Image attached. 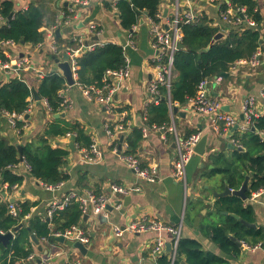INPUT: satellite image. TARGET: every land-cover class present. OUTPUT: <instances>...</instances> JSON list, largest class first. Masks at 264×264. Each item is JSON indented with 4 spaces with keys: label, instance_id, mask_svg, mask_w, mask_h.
<instances>
[{
    "label": "crops",
    "instance_id": "1",
    "mask_svg": "<svg viewBox=\"0 0 264 264\" xmlns=\"http://www.w3.org/2000/svg\"><path fill=\"white\" fill-rule=\"evenodd\" d=\"M16 11L28 9L31 4L41 7L45 13V32L43 45L33 47L30 44L7 45L2 47L6 57L13 63L22 58L28 60L29 65L22 71L23 77L30 85H36V75L40 70L44 73L62 72L56 62L47 61L50 53H57L60 61L69 55L68 43H73L72 48L80 46V42L88 45L117 44L121 46V38L127 40L125 56L130 61L131 78L128 81L115 83L116 92L114 103L106 105L88 99L81 88L69 86L63 91V99L67 105L60 114L62 119L69 123H78L85 130L93 144L97 145L103 153L100 163L88 164L84 160L83 149L79 147L77 137L75 150L70 148L73 143L71 137H59L52 141L53 147H60L69 151L67 164L64 168L69 175V180L64 182L61 191L47 189L42 183L31 177L30 169L25 162L15 166L12 170L15 174L23 176L24 182L17 188L9 190L8 184L0 183V196L10 203L15 204L24 201L35 203L28 218L41 216L46 218L47 210L55 198L61 199L64 194L76 191L85 193L93 192L96 195H110L112 185L141 187V191L123 198L122 208L109 212L105 221L89 217L79 225L84 228L90 237V244L85 245L87 254H83L74 248V241L65 239V242L56 240H39L43 251H39L38 245L33 241L34 254L37 257L36 264L50 258L51 264H149L155 262L152 257V249L157 235L153 232L145 234H125L122 238H116L112 232V225L124 226L132 221L156 220L168 226L181 229L182 239H192L201 244L202 249L217 256L226 258L228 264H264V237L257 245L256 250H246L241 247L238 257L224 255L219 247L212 241L210 228L220 226L231 217L218 213L217 203L226 197H216L225 191L227 185L223 183L220 174L212 175L210 171L218 169L219 163L211 160V156H223L232 158L240 148L245 150L235 140V136H243L247 132L241 131L243 122L242 106L249 97L257 99L259 110L264 112V99L261 96L264 85V60L257 69H252L249 64H236L231 71L223 77L224 80L213 85L212 96L223 104L226 112L239 118L238 128L212 131L208 121L197 114L190 103L178 106L179 112L174 114L170 109L171 124L166 127L146 128L143 141L136 158L144 168L157 167L159 178L155 183L141 180L129 168L125 160V147L127 135L138 125L139 119L145 124L147 109L153 103V98L148 91L149 84L155 78L157 62L155 58L158 51L155 48V40L150 33L151 20L147 14L141 17L139 25L133 30V38L126 32L119 19L116 4L119 0H88L89 5L83 7L76 5L74 12L71 11V3L67 0H13ZM259 8L264 9V0H256ZM184 11L192 9L199 17L206 15L213 21V25L220 28L225 35L229 34V23L222 18L219 5H213L207 0H163L160 6L162 22L167 23L174 15L176 5ZM110 8H108V6ZM57 20L58 26L51 27L49 23ZM0 25H2L0 23ZM90 25H96L97 30L91 31ZM57 30H60L59 35ZM264 37V28L262 29ZM96 37L99 40H96ZM62 39L64 43H60ZM131 39H133L131 43ZM264 40V39H263ZM134 43V44H133ZM59 47H61L59 49ZM57 60V59H56ZM11 76L0 70V86L9 83ZM63 76V75H62ZM175 76V74H174ZM23 133L13 128L5 116L0 119V134L12 143L25 146L35 141L47 128V125L56 118L47 106L46 101H35L31 105ZM64 115V116H62ZM124 123L127 126L125 133L120 135L121 151H114L112 140L106 133V125ZM175 128V132L171 129ZM198 131L202 136L209 133L208 147L203 155L196 153L187 167V189L181 182L173 178L172 169L178 157L177 139H186L191 132ZM76 136V135H73ZM123 139V140H122ZM123 141V142H122ZM232 145V147L230 146ZM120 149V148H119ZM242 152V151H241ZM223 169V167H222ZM210 176V177H209ZM251 180V176L249 174ZM130 197L129 201H126ZM235 197V196H227ZM241 199V198H240ZM243 200V199H242ZM244 201V200H243ZM245 207H251L254 215L255 228L264 236V194L256 201L247 198ZM235 214V213H233ZM237 215V214H236ZM240 217V216H239ZM233 218V217H231ZM235 219V218H234ZM236 220V219H235ZM242 221L241 217L240 220ZM165 240V253L167 246L175 240L172 233H163ZM32 240V239H31ZM46 240V241H45ZM183 263H185L183 261ZM19 264H33L20 262Z\"/></svg>",
    "mask_w": 264,
    "mask_h": 264
},
{
    "label": "trees",
    "instance_id": "2",
    "mask_svg": "<svg viewBox=\"0 0 264 264\" xmlns=\"http://www.w3.org/2000/svg\"><path fill=\"white\" fill-rule=\"evenodd\" d=\"M163 0H119L116 4L117 13L122 28L129 35H134V27L139 25L141 17L147 14L155 23L161 22L160 6ZM110 8L109 5H107ZM232 9L236 18H241L238 25L229 23L230 31L226 38L211 45L213 38L221 29L213 25V21L206 15L199 17L194 24L182 27L183 38L181 48L175 55V70L170 90L166 87L160 89L159 103H152L147 109L145 125L148 128L166 127L171 124L170 109L175 103L186 105L196 96L197 87L204 79L218 76L225 77L231 67L240 60H249L259 47L264 44L262 30L264 28V9L259 8L256 0H230L220 5V11ZM245 10L244 15L241 11ZM0 39L14 44H30L33 47L43 45L45 32V13L39 5L31 4L28 9L16 11L13 0H0ZM248 21H253L251 27ZM57 27V20L49 23ZM60 43H64L59 39ZM68 52L74 49L73 43H68ZM79 47V45H78ZM77 47V48H78ZM61 47H59L60 49ZM125 48L117 44L96 45L94 50L79 55L77 63L78 83L84 87L92 85L102 86V80L108 70H117L124 65ZM59 56L50 53L47 61L53 63ZM0 59L8 60L2 46H0ZM175 74V76H174ZM21 75L24 76V73ZM36 85H30L23 77L11 79L9 83L0 86V119L4 113L10 115L24 114L36 90L42 100L46 101L49 111L57 114L63 110L64 99L61 92L67 88L65 78L58 72L45 73L43 78L36 77ZM25 122L19 121L16 129L22 134ZM144 129H133L126 138L127 155L139 151L144 138ZM198 131L191 132V135ZM76 135L81 149H90L93 145L91 138L78 123H69L62 118L55 119L47 125L45 131L33 142L25 146L12 143L0 134V183L8 184L9 190L20 186L24 177L13 172V168L25 162L30 169L31 177L46 186H55L69 180L64 168L67 164L69 151L60 147H53L52 141L59 137ZM235 140L245 148L236 151L232 158L211 156L210 159L219 163L218 169L209 174H220L223 183L232 190H239L246 175L251 176L249 190L246 195L250 198L252 193L264 188V116L257 119L250 130ZM120 143V141H119ZM119 148V147H118ZM223 167V169H222ZM209 176V177H210ZM9 202L0 196V231L13 232L16 227L23 224L8 247L0 241V264H19L34 254L35 247L31 235L35 234L38 240L55 242V233H65L67 230L83 220V213L78 204L54 215L52 220L41 216L28 218L35 203L24 201L18 204L20 212L13 217L9 212ZM218 213L227 211L235 213L242 220L254 223L251 207H245L244 201L239 197H226L216 205ZM212 241L226 256L238 257L241 247L238 242H245L249 246L258 245L263 239V233L257 229L246 227L242 222L228 217L220 226L210 228ZM235 237L236 241L231 237ZM175 264H228L226 258L204 251L201 244L192 239H180L177 247ZM183 261L185 263H183ZM152 264H171V254L164 253Z\"/></svg>",
    "mask_w": 264,
    "mask_h": 264
},
{
    "label": "built area",
    "instance_id": "3",
    "mask_svg": "<svg viewBox=\"0 0 264 264\" xmlns=\"http://www.w3.org/2000/svg\"><path fill=\"white\" fill-rule=\"evenodd\" d=\"M71 3V11L74 12L76 5H81L87 7L89 5L88 0H67ZM213 5H222L224 2L230 4V0H207ZM245 10L241 11V14L244 15ZM222 18L224 21L231 24H240L242 22L241 18H236L235 12L232 9L222 12ZM1 20V15H0ZM151 20V19H150ZM199 20V16L190 9L189 11H184L179 6L176 5L175 13L173 17L165 24L162 22L155 23L151 20L150 33L153 35L155 40V48L159 52L158 56L155 58L156 65V74L155 78L151 81L148 87V91L153 98V102L158 104L160 100V89L161 87H166L170 90L172 84V77L175 70V55L179 52L181 48V41L183 38L182 27L187 24H194ZM248 24L251 27H255L253 21H248ZM135 29V27H134ZM91 31H96V25H90ZM133 38V35H130ZM133 39H131L132 43ZM134 44V43H133ZM7 45H15L13 42H4L0 39V46L4 47ZM96 45H88L87 47L83 44V41L80 42L78 48L70 49L69 54V63L73 72L74 80L76 86L82 89L84 95L90 99L98 101L107 107H110L114 103V96L116 92L115 83L113 82H122L128 81L131 78V69L130 61L127 56L124 57V65L117 70H108L102 80V86L98 87L95 85L84 87L78 83V70L79 66L77 59L79 55L83 52L94 50ZM264 60V44L257 49L252 58L247 60V64L251 66L252 69H257L262 65ZM246 63L245 61H238L236 64ZM29 65L28 60L25 58L20 59L16 63L8 60L0 59V70L7 73L11 76H17L24 71ZM235 65H233L235 67ZM231 67L234 68V67ZM40 78L45 76L43 70H40L37 75ZM20 78L19 76H17ZM224 80L223 76H218L211 79H204L200 82L197 87V94L195 97L189 100L192 108L197 112L198 115L204 117L212 131L221 132L222 130H230L236 126H239V118L229 112H226L223 108V104L216 100L212 96L213 85L220 84ZM63 91L61 92V96ZM261 96L264 99V85L261 92ZM34 96L29 98V101H32ZM67 100L64 99L63 106L66 107ZM31 102L29 108L24 114L20 115H10L4 113V116L8 118V123L11 127L16 128V124L19 121H25V117L29 115L31 110ZM242 112L244 120L240 126L242 132H247L252 128L255 121L264 116V112L259 110L257 106V99L255 97L247 98L242 106ZM127 126L124 123H118L117 125H106V133L112 140V148L114 151L120 150L119 139L122 133H125ZM175 132V128L171 129ZM146 134V132H144ZM71 137V134L67 135ZM202 138V133H196L189 136L186 139L178 138V157L174 161L172 176L187 189L188 179H187V167L191 162V159L196 154V146ZM122 147V146H121ZM127 146L125 147V160L129 168L137 175L141 180H145L149 183L157 182L159 178V172L157 167L144 168L136 156L126 154ZM84 160L88 164H97L103 158V153L97 145H92L90 149H83ZM27 165V164H26ZM29 168V166L27 165ZM47 189L53 191H61L64 187V183H60L55 186H46ZM15 186L14 188H17ZM141 191V187L134 186H120L112 185L110 195H96L93 192L87 191L85 193H78L76 191H71L70 193L64 194L61 199L55 198L47 210L46 218L52 220L54 215L58 212L65 210L74 203L78 204L83 215H89V217L97 218L103 216L105 218L109 217V211L107 210L108 205H113L117 210L122 208L123 198L128 195H133ZM262 194H264V188L252 193L249 198L251 201H256ZM9 212L13 217H17L20 209L19 206L15 203L9 204ZM112 232L116 238H122L125 234H145L153 232L157 235L155 243L152 249V257L154 261L159 256H162L165 253V240L163 238V233L169 232L175 236V240L172 247L171 255V264H175L177 258V247L181 239V229L168 226L160 221L156 220H140L132 221L127 223L124 226L121 225H112ZM0 233H3L0 231ZM4 234V233H3ZM54 237H65V239L80 242L84 245L90 244V237L87 231L82 228L80 225H75L65 233H55ZM46 241V240H45ZM241 247L246 250H256L258 246H249L245 242H240ZM37 257L35 254L30 255L26 260L22 262H29L36 264ZM42 264H51L50 258H47L42 261ZM152 264V263H149Z\"/></svg>",
    "mask_w": 264,
    "mask_h": 264
},
{
    "label": "water",
    "instance_id": "4",
    "mask_svg": "<svg viewBox=\"0 0 264 264\" xmlns=\"http://www.w3.org/2000/svg\"><path fill=\"white\" fill-rule=\"evenodd\" d=\"M263 27H259V30H262ZM60 33V30H57V34L59 35ZM226 38V35L222 32H219L218 34L215 35V37L213 38V41L211 43V45H214L216 42L222 40ZM96 40H99L97 37H96ZM121 46L122 47H126L127 46V40L122 37L121 38ZM89 43H86L85 46L87 47ZM56 64H57V67L58 69L62 72V75L63 77L65 78L67 84L69 86H74L76 84L75 80H74V76H73V72H72V69H71V66H70V63H69V55H65V60L64 61H60L59 59L55 60ZM227 75V74H226ZM225 75V76H226ZM33 96H34V100L35 101H38V102H41L42 99L41 97L38 95L37 91L36 90H33ZM172 108V111L174 114H177L179 112V108L178 106H171ZM29 115H27L25 117V119L28 118ZM64 116V115H62ZM61 115L60 114H56V118H60ZM142 120V118H141ZM139 119L138 121V125L140 127H142L143 129H146L147 126ZM242 120H244V116H242ZM236 128H238V126H236ZM208 139H209V133L208 134H205L202 136L200 142L198 143V145L196 146V153H198L199 155H203L205 153V151L207 150V147H208ZM71 140L73 141V143L70 145V148L72 150H75V141H76V136H72ZM123 140V139H122ZM123 142V141H122ZM232 147V145H230ZM122 147H120V151H121ZM240 151H243L242 148H240ZM249 182H250V177L247 176L242 187L235 191V190H232L231 188H229L228 186L225 188V191L221 194H215L216 197L220 198V197H227V196H236V197H239L241 199H243L244 201L247 200V191L249 190ZM130 200V197H127L126 201H129ZM10 203H15V200L14 199H11L10 200ZM107 210L109 212H112L114 210V208L111 206V205H108L107 206ZM224 215H229L233 218H235L236 220H240V217L236 214H233V213H224ZM87 218H89V215H86L85 216V219L87 220ZM100 220L102 221H105L106 219L103 217V216H99L98 217ZM246 227H249V228H255L256 225L254 224H250L244 220L241 221ZM23 228V224L19 225L18 227L15 228V230L13 232H9V233H0V241L2 242V244L6 247H8L10 245V243L12 242V240L15 238V234ZM232 240L236 241L235 237H231ZM31 239L32 241L38 245V249L39 251H43V247L40 245L39 243V240L38 238L36 237L35 234H32L31 235ZM58 241L60 242H65V237L61 236V237H58L57 238ZM239 244V243H238ZM240 246V244H239ZM74 248L78 249L79 251H81L83 254H87L88 252V249L87 247L80 243V242H75L74 243ZM167 250L168 252H172V246L171 245H168L167 246Z\"/></svg>",
    "mask_w": 264,
    "mask_h": 264
}]
</instances>
